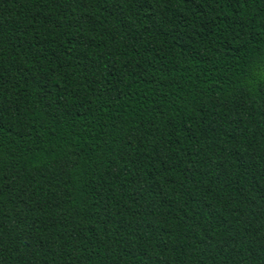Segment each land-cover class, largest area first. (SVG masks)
Segmentation results:
<instances>
[{
	"label": "trees",
	"instance_id": "16d2710c",
	"mask_svg": "<svg viewBox=\"0 0 264 264\" xmlns=\"http://www.w3.org/2000/svg\"><path fill=\"white\" fill-rule=\"evenodd\" d=\"M0 264H264V0H0Z\"/></svg>",
	"mask_w": 264,
	"mask_h": 264
}]
</instances>
